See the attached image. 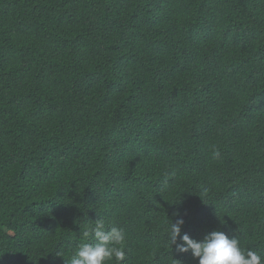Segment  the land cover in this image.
I'll return each mask as SVG.
<instances>
[{
	"label": "trees",
	"instance_id": "16d2710c",
	"mask_svg": "<svg viewBox=\"0 0 264 264\" xmlns=\"http://www.w3.org/2000/svg\"><path fill=\"white\" fill-rule=\"evenodd\" d=\"M177 210L264 255V0H0V264L99 217L123 264H198Z\"/></svg>",
	"mask_w": 264,
	"mask_h": 264
},
{
	"label": "clouds",
	"instance_id": "9594fccd",
	"mask_svg": "<svg viewBox=\"0 0 264 264\" xmlns=\"http://www.w3.org/2000/svg\"><path fill=\"white\" fill-rule=\"evenodd\" d=\"M172 215L175 219L168 218L166 231L168 244L176 253L190 252L198 264H264V255L242 246L236 235L230 236L219 229L207 232L200 240L188 233L181 234L186 213L177 210ZM82 238L93 242L80 243L70 260L64 261L65 264H107L113 260L123 264L126 240L123 228L109 226L99 217L85 223ZM175 261L181 264L180 260Z\"/></svg>",
	"mask_w": 264,
	"mask_h": 264
}]
</instances>
